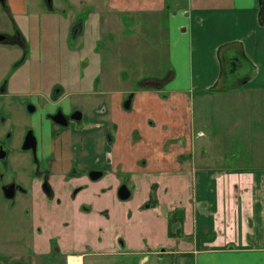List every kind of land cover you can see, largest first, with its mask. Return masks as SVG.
Masks as SVG:
<instances>
[{
	"label": "crops",
	"instance_id": "crops-1",
	"mask_svg": "<svg viewBox=\"0 0 264 264\" xmlns=\"http://www.w3.org/2000/svg\"><path fill=\"white\" fill-rule=\"evenodd\" d=\"M110 1L113 12L130 16L125 22L134 23L135 33L127 37L120 31L115 39L118 70L100 69L101 88L117 118L89 117L83 125L62 127L51 116L57 108L86 118L73 97L64 103L66 92L50 93L54 101L42 105L16 95L14 79L0 75V146L8 150L6 167L24 188L15 206L24 214L9 221L23 222L16 233L23 249L0 248V264H264L260 0ZM88 21L91 17L85 30ZM149 50L168 55L159 76L142 69L160 86L123 89L141 74L145 64L138 57L148 59ZM101 56L102 62L108 58ZM233 60L249 71L238 74L236 63L228 67ZM85 64L90 68L91 60ZM95 95V104H101L102 96ZM130 96V108H124ZM30 128L38 139V161L22 149ZM221 157L236 166L210 163ZM96 170L103 176L93 180L89 173ZM124 178L135 188L128 186V200L118 196ZM47 180L52 196L43 189ZM155 186L158 203L147 208ZM164 190H170L169 205ZM175 211L171 231L182 230V236L168 234ZM9 238L6 232L5 241Z\"/></svg>",
	"mask_w": 264,
	"mask_h": 264
},
{
	"label": "rangeland",
	"instance_id": "rangeland-1",
	"mask_svg": "<svg viewBox=\"0 0 264 264\" xmlns=\"http://www.w3.org/2000/svg\"><path fill=\"white\" fill-rule=\"evenodd\" d=\"M5 4H9V11L3 9V5L6 7ZM5 4L0 7V31L11 36V43L0 42V75H3V79H7L6 81L14 79L16 95L22 94L29 98V101L39 100L40 104L45 105L47 101H54L53 95L50 96V93H58L59 95L60 92V95H63L66 92L67 97L64 98V103L68 102L70 100L69 96H71L77 101L78 110L86 114V118L75 121L78 125H83L82 122L89 119V117L98 116L97 118L100 119L106 118L110 114V116L117 118V111L109 107L111 103L106 99L105 92L107 90L101 88L100 69L108 67L112 71L111 73L118 70L119 44L116 43L115 39L120 31L124 32L127 37L135 34L132 28L134 23L125 22V17L130 18V16L121 12H113V10H117L111 7L110 0H54V4L58 8H55L56 10L50 9L46 0H6ZM106 8L112 12L92 13L91 21H88L86 30L84 29L82 34L78 33L81 35L76 39L70 37L68 42V35L71 31V24L69 23L76 15L78 16L77 23H79L87 18L91 10H104ZM137 31L139 30L137 29ZM16 34L21 37L20 40H14ZM101 37L103 38L100 39ZM20 42H25L28 45L26 48L27 54L22 55L23 50L22 45H19ZM74 46L76 49L73 51ZM131 46L133 47V44ZM68 47L72 51L67 50ZM101 47H103L102 50H100ZM135 47L134 50L139 49V47L136 49ZM128 49L131 51L130 47ZM94 50L98 53H95ZM101 52L104 55L108 54V58L104 62L101 61ZM70 53L73 58V65L69 59ZM75 55L77 58H75ZM146 55L148 59L141 58V55L138 57V62L145 64L139 71L141 74L132 80L134 84L131 82L129 86L122 85L123 89L138 88L140 87L138 86L139 83L151 79L146 78L148 74L142 72V69L149 71V75L154 77L160 75L163 66L167 67L169 65L168 55L165 52L157 55V53L153 54L149 50ZM155 56L158 60L150 59ZM82 58L87 59L81 61ZM88 59L91 60V66L85 69L84 65L88 66L85 64ZM24 61L25 63L21 66V62ZM232 62L237 64L238 74L244 76L249 71V68L247 69L248 65L238 60L229 62L228 67H233ZM89 70H92V72ZM127 71L129 73L128 69ZM123 76L124 74H122V78ZM77 77L82 80L79 84ZM22 80L25 81V84L23 83L24 91L18 86ZM95 93L102 96L103 102L101 104H95V97L99 98ZM101 106L102 108L98 109L99 113L94 115L95 107L99 108ZM104 107L109 109L106 115L103 113ZM210 163L221 169L236 166L232 158L224 157L215 158L213 162L210 160ZM14 179L16 177L6 167L5 161L0 160V246H3L0 248L21 250L23 249L24 239L16 233L22 232L21 229L24 228V224L20 222L16 226L9 221L10 219H19V215L24 214V212H21L17 207L12 208L10 201L2 195L3 186ZM124 179L126 184L135 190L128 179ZM164 195V205H169L172 198L170 190L167 193L164 190ZM26 217L28 216L26 215ZM155 231L157 233L156 237L159 239L161 230L156 227ZM6 232L11 235L12 239L5 241ZM17 237L18 239H16ZM52 256L54 257V255ZM166 259L168 260V258Z\"/></svg>",
	"mask_w": 264,
	"mask_h": 264
},
{
	"label": "flooded vegetation",
	"instance_id": "flooded-vegetation-1",
	"mask_svg": "<svg viewBox=\"0 0 264 264\" xmlns=\"http://www.w3.org/2000/svg\"><path fill=\"white\" fill-rule=\"evenodd\" d=\"M47 1V3H48V7L51 9H53V10H56V9H58L57 8V6H55V4H54V0H53V4H52V0H50V2H49V0H46ZM5 2H6V0H5ZM5 2L4 3H2L1 2V5H3V4H5ZM93 5V4H92ZM98 7V6H97ZM56 8V9H55ZM91 13H92V10L89 12V14H88V16H87V18L89 19L90 17H91ZM77 19H78V16L76 15L75 17H74V19L71 21V25H70V29H71V31H70V33H69V35H68V42H69V39H70V37H73V38H77L79 35H81L82 33H83V31H84V24H85V20L86 19H84V20H81L79 23H77ZM0 33H1V31H0ZM78 33H81V34H78ZM1 34H4V35H6L7 37H6V39L4 40V41H0V42H3V43H11V36L9 35V34H5V33H1ZM16 38L14 39V40H20L21 39V37H19L17 34H16V36H15ZM13 44V43H12ZM18 45V44H17ZM19 45H22L21 46V48H22V50H23V52H22V55H24V54H27V50H26V48H27V46L28 45H26L25 44V42H20L19 43ZM99 46V45H98ZM102 48L103 47H101V49L100 50H102ZM71 48H67V50H69V51H71L70 50ZM74 50H75V46H74ZM87 57V56H86ZM69 59H70V62L72 63V56H71V53L69 54ZM87 58H83V60H86ZM21 60H22V58H21ZM25 63V61L24 62H21V66L23 65ZM60 93V92H59ZM58 95V94H57ZM54 98L55 99H57L58 98V96H55L54 95ZM62 112L64 115H66V117H67V121H68V123H67V125H62V124H60V123H58L56 120H53L55 123H57L58 125H61L62 127H68V126H70V124H71V122H75V121H81V120H73V119H71V115H72V113L71 114H67L62 108H57V110L55 111V113L53 114V115H56V114H58L59 112ZM53 115H51V116H53ZM29 131H32L33 132V134L35 135V137H36V140H37V147H38V139H37V136H36V134H35V131L32 129V128H30V129H28L27 130V132H26V135H25V138H26V136H27V134H28V132ZM25 138H24V141H25ZM24 141H23V144H24ZM2 144V143H1ZM23 146V145H22ZM1 147H3V150H5L6 151V158L5 159H2L3 161L4 160H6L7 159V157H8V150H7V148L5 147V145H1L0 146V150H1ZM32 153H33V155H34V158H35V160L36 161H38V157H37V152H36V154H34V152H33V150H30ZM1 160V159H0ZM96 171H98V170H96ZM92 172V171H91ZM15 177H16V179H14V180H12L10 183H8V184H6L5 186H3V188H2V195H3V197H5L7 200H9L10 201V204H11V207L12 208H15V206L18 204V196H20L21 195V193H22V191H24V188L21 186V184H20V181H18L17 180V176L16 175H14ZM10 186H13V188H14V196L13 197H11V198H8L7 196H6V194H5V188L7 187H10ZM44 187H46V189L48 190V191H50V195H48V196H52L53 195V192H52V189H51V187H50V185H49V183H48V180L46 181V182H44V184H43V189H44ZM45 190V189H44ZM46 191V190H45ZM47 193V192H46ZM48 194V193H47ZM18 206V205H17ZM9 239H12V238H9ZM18 264H21V263H18Z\"/></svg>",
	"mask_w": 264,
	"mask_h": 264
},
{
	"label": "water",
	"instance_id": "water-1",
	"mask_svg": "<svg viewBox=\"0 0 264 264\" xmlns=\"http://www.w3.org/2000/svg\"><path fill=\"white\" fill-rule=\"evenodd\" d=\"M0 2L4 3L5 0H0ZM49 2H50V0H49ZM260 9H261V12H264V0H260ZM6 37H7L6 35L0 33V41H4L6 39ZM142 84L146 85V86H150V87H153V86L159 87L161 82H159L157 80L148 79V80L143 81ZM130 104H131V96L124 102L123 106H124V108L128 109V108H130ZM35 108L36 107L34 105L28 106V110L30 112L35 111ZM52 119L56 120L58 123H60L62 125H67V123H68V121H67L68 119H67L66 115H64L61 111L58 114L53 115ZM71 119H73V120L82 119V113L80 111H75L71 115ZM22 149L23 150H33L34 154H36V152H37V140H36V137L32 131L28 132V134L25 138L24 144L22 146ZM5 158H6V151L3 150V147H1L0 159H5ZM89 176L91 179L97 180L103 176V172L102 171H92L89 173ZM44 189L46 190L48 195H50V191H48L46 189V187H44ZM4 190H5V194L8 198H11L14 196L13 186H10L8 188L6 187ZM118 196L122 200H128L131 198L132 192H131V190L127 184H122L119 187ZM147 208H149V205L147 206Z\"/></svg>",
	"mask_w": 264,
	"mask_h": 264
},
{
	"label": "trees",
	"instance_id": "trees-1",
	"mask_svg": "<svg viewBox=\"0 0 264 264\" xmlns=\"http://www.w3.org/2000/svg\"><path fill=\"white\" fill-rule=\"evenodd\" d=\"M5 5H6V7L3 5V9L6 10V11H9V4H5ZM262 21H264V12H262ZM138 86L142 87L140 85V83L138 84ZM163 97H166V94H163ZM151 197H152V199H151L152 201L149 202L148 204H146L145 207L148 206V205H149V207H155L157 205L158 201H157V197H156V186L151 191ZM176 212L177 211L173 212L171 217L169 218V221H170V223H169V231H168L169 236H182V235H184L182 230H178L176 232V234H174L171 231V226H170L171 220H174V219L177 218ZM54 243H55V241H54Z\"/></svg>",
	"mask_w": 264,
	"mask_h": 264
}]
</instances>
